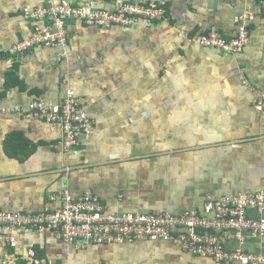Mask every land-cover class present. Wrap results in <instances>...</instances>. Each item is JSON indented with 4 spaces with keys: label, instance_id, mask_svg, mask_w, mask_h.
I'll use <instances>...</instances> for the list:
<instances>
[{
    "label": "crops",
    "instance_id": "1",
    "mask_svg": "<svg viewBox=\"0 0 264 264\" xmlns=\"http://www.w3.org/2000/svg\"><path fill=\"white\" fill-rule=\"evenodd\" d=\"M0 0V104L27 113L35 101L61 103L68 90L94 123L70 152L59 125L0 114V212H54V197L91 193L108 214L202 211L207 198L264 192V21L253 24L243 54L229 55L194 42L212 30L233 37L236 18L264 0H102L163 3L165 19L109 31L68 24L62 49H12L40 27L32 19L43 3ZM84 2L85 0H68ZM41 26H44L42 23ZM0 248V264H218L190 255L177 242L68 246L47 233ZM264 254V242L233 240L227 249Z\"/></svg>",
    "mask_w": 264,
    "mask_h": 264
},
{
    "label": "built area",
    "instance_id": "2",
    "mask_svg": "<svg viewBox=\"0 0 264 264\" xmlns=\"http://www.w3.org/2000/svg\"><path fill=\"white\" fill-rule=\"evenodd\" d=\"M102 0L43 3L32 19L40 27L32 38L16 45L11 54L18 55L38 48L62 49L68 58V24L109 31L131 29L142 22L153 25L165 19L163 3L122 1L115 11L99 8ZM264 21V1L258 11L246 10L236 18L238 29L227 38L217 30L199 35L194 42L201 47L219 50L229 55L245 53L251 43L252 27L257 18ZM42 23L44 26H41ZM245 85L259 94L255 107L264 112V91L259 92L248 82ZM83 101L68 90L61 103L35 101L27 113L2 109L0 114L24 116L64 129L62 147L72 151L82 134L89 135L94 123L83 109ZM61 203L54 212L40 214L0 212V248L15 249L19 238L29 239L43 234L56 235L68 246L131 245L137 242H177L190 255L205 257L218 264H264V254L249 253L241 248L227 249L233 240L264 242V192L221 199L207 198L202 211H190L181 216L170 214L132 215L108 214L102 202L91 193L73 199L67 192L53 198Z\"/></svg>",
    "mask_w": 264,
    "mask_h": 264
},
{
    "label": "trees",
    "instance_id": "3",
    "mask_svg": "<svg viewBox=\"0 0 264 264\" xmlns=\"http://www.w3.org/2000/svg\"><path fill=\"white\" fill-rule=\"evenodd\" d=\"M35 253L36 254L32 264H41L43 261H45V259H47L44 252H42L40 249H36ZM18 264H30V263L25 260H19ZM47 264H51V263L47 262Z\"/></svg>",
    "mask_w": 264,
    "mask_h": 264
}]
</instances>
